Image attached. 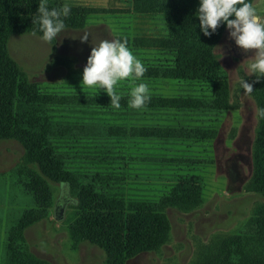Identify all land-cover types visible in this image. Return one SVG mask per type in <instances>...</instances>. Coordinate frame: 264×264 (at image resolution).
I'll return each instance as SVG.
<instances>
[{"label":"trees","instance_id":"16d2710c","mask_svg":"<svg viewBox=\"0 0 264 264\" xmlns=\"http://www.w3.org/2000/svg\"><path fill=\"white\" fill-rule=\"evenodd\" d=\"M116 1L127 5L128 14L148 17L160 28L157 36L146 37L122 31L119 39L127 40L129 49L155 51L160 59L145 66L142 78L133 75L119 81L115 86L121 96L119 109L111 106L106 92L60 94L29 83L10 56L8 43L14 35L42 36L40 25L33 22L41 0H0V141L22 144V172L33 188L47 192L40 178L67 187L75 204L63 224L72 249L88 243L105 254L107 264H126L164 246L170 231L166 210L200 205L201 177L181 173L190 159L174 147L213 139L214 124L230 110L231 101L226 73L214 53L227 28L221 24L211 36L203 35L196 15L200 0ZM65 4L71 8L64 18L66 31L79 30L92 17L115 13L73 0H48L49 9ZM130 79L151 90L155 81H176L180 87L172 98L150 92L146 106L133 109ZM253 89L250 95L256 107L264 108V77ZM145 144L159 147L155 150L161 155L152 162L158 163L157 172L169 173L161 179L169 184L163 185L168 191L158 197L132 192L134 177L129 172L143 161L135 148ZM252 162L253 184L264 199V118L258 117ZM38 202L41 211L33 219L26 216L16 234L46 219L50 206L46 198ZM208 251L202 256L204 264H264V205L253 210L249 234L235 251L236 263L225 250L222 259L217 250Z\"/></svg>","mask_w":264,"mask_h":264},{"label":"rangeland","instance_id":"374dc122","mask_svg":"<svg viewBox=\"0 0 264 264\" xmlns=\"http://www.w3.org/2000/svg\"><path fill=\"white\" fill-rule=\"evenodd\" d=\"M73 1L115 13L92 17L79 30L62 32L54 45L38 36L14 35L8 43L9 54L28 82L41 91L100 94L105 91L97 89L96 93L94 88L82 83L92 48L101 40L119 39L124 34L122 31L131 37H146L157 36L160 28L148 17L128 14L127 5L116 0ZM253 6L264 17V0H254ZM85 32L90 36L81 43L80 36ZM217 47L223 51L222 57L217 49L214 53L227 76L231 108L214 124L216 136L213 139L174 147L176 153L190 159L181 173L201 177L202 201L190 210H166L170 231L164 246L156 252L139 254L126 264H204L202 256L210 253V249L217 250L220 259L225 250L231 262L236 263L235 251L239 245H244L249 234L253 210L264 205L252 180L257 107L251 95H245L240 86L242 77L248 83L256 80L248 70L251 63L248 59L254 55V50L245 52L238 48L235 41L229 39L228 29ZM129 50L144 66L160 59L155 51ZM139 81L130 84L131 90ZM152 85L154 90L148 85L150 92L166 98L175 97L180 87L176 81H155ZM155 148L159 147L145 144L135 148L143 161L136 162L129 172L134 177L133 193L158 197L168 191L163 185L169 184L161 179L167 178L169 173L162 169L161 173L157 172L158 163L152 162L155 156L161 155ZM24 156L21 143L0 141V264H34L32 260L41 264H107L105 254L95 246L81 243L77 249H72L63 220L75 200L70 198L63 184L38 177L48 188L44 193L28 184L32 180L22 172ZM45 198L50 206L46 219L30 224L21 235L16 234L18 224L26 216L33 219L41 211L38 200Z\"/></svg>","mask_w":264,"mask_h":264},{"label":"clouds","instance_id":"9594fccd","mask_svg":"<svg viewBox=\"0 0 264 264\" xmlns=\"http://www.w3.org/2000/svg\"><path fill=\"white\" fill-rule=\"evenodd\" d=\"M71 8L65 4L60 8L49 9L48 0H41L34 23L40 25L43 41L51 43L60 39L67 25L64 18L70 15ZM200 31L209 37L224 24L229 30V39L235 41L238 48L245 52L254 50V55L248 59L249 75H255L256 80L248 83L242 77L240 86L245 95L254 92L253 84L264 77V17H261L252 3L246 0H200L197 10ZM230 17H234L230 19ZM33 35H36L33 32ZM90 34L85 32L80 36V42L88 40ZM220 56H223L221 47H216ZM50 52V50H49ZM147 69L140 59L135 57L127 47V40L119 39L101 40L94 46L87 59L86 67L82 74V83L97 89H103L110 97L111 106L115 109L121 107V96L116 93L115 86L118 81H123L135 76L142 78ZM129 106L141 109L150 101V90L146 83H140L132 88ZM257 116L264 118V108L256 109Z\"/></svg>","mask_w":264,"mask_h":264},{"label":"water","instance_id":"95a60500","mask_svg":"<svg viewBox=\"0 0 264 264\" xmlns=\"http://www.w3.org/2000/svg\"><path fill=\"white\" fill-rule=\"evenodd\" d=\"M56 213H57V212H56ZM56 219H57V220H61V218H60V217H57Z\"/></svg>","mask_w":264,"mask_h":264}]
</instances>
